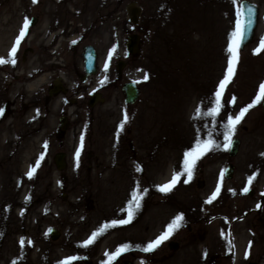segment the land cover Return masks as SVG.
Segmentation results:
<instances>
[{"label": "rangeland", "instance_id": "rangeland-1", "mask_svg": "<svg viewBox=\"0 0 264 264\" xmlns=\"http://www.w3.org/2000/svg\"><path fill=\"white\" fill-rule=\"evenodd\" d=\"M131 1L0 0L1 53L16 41L25 18L38 20L22 45L41 53L17 62L42 67V91L54 77V61L60 62L57 71L66 73L73 59L75 70L85 44L98 50L100 72L91 86L105 77L104 88L100 84L105 102L81 105V111L80 104L70 107L71 122L62 138L55 133V110L44 117L40 134L38 120L27 119L35 111L16 119L15 109L0 125V264H63L73 257V264H107L106 254L121 247L128 251L115 264H264L262 104L249 110L232 137L240 141L237 155L228 156L223 135L228 115L235 117L252 104L264 83V51L256 54L264 40V0H249L260 11L256 34L239 50L235 76L215 119L206 113L215 107V93L226 75L242 0H133L141 7L135 25L127 20ZM133 32L141 39L138 53L131 56L125 42ZM117 60L124 63L120 76ZM128 80L140 89L133 105L124 103L120 90ZM14 83L12 93H21ZM198 110L201 118H196ZM125 114L129 119L120 130ZM198 139H214L220 148L197 161L188 183L181 175L172 191H159L183 172L185 153ZM57 151L66 155L63 171L52 161ZM228 164L235 167L232 179L223 176L221 181ZM249 178H254L250 186ZM137 186L146 194L132 222L109 227L83 247L103 225L127 219ZM218 186L219 195L207 203ZM180 215L179 229L154 251H143ZM51 228L58 233L56 240L49 235ZM174 241L178 246L169 249Z\"/></svg>", "mask_w": 264, "mask_h": 264}, {"label": "flooded vegetation", "instance_id": "flooded-vegetation-1", "mask_svg": "<svg viewBox=\"0 0 264 264\" xmlns=\"http://www.w3.org/2000/svg\"><path fill=\"white\" fill-rule=\"evenodd\" d=\"M29 20L31 21L30 27L38 23L37 18L34 16H31ZM30 31L31 29H28L29 34L27 36L30 35ZM22 44L24 43L21 42L16 57V59L18 61L20 60V62L27 63L28 55L33 54V52L41 53L39 50L37 51L31 46L29 47L26 46V44ZM14 45L15 41L11 44L8 51L4 50L6 54L0 52V58H9V53ZM85 45H83V47ZM89 46H93L94 50H96L95 52L98 60V50L93 44ZM83 47L81 50L82 52L79 54L81 61L79 67L75 68L74 70L76 62L73 61V59H71L70 63L66 64L64 69H66L69 73H61L57 71V67L60 66V62L54 61V77L52 78L49 87L43 91L42 85L44 72L42 71L41 66L37 67V65H35L28 68L26 65L19 66L20 64L18 62H16L15 66L11 64L0 65V109L3 110V114L0 115V125L3 124L4 120L9 118L11 114L15 113V109L18 115L16 116V119L21 115H30L32 111H35V113H33V115L30 117L28 116L27 119L32 120L33 117L34 119L38 120L36 132L38 131L40 134V132L44 130V125H42L44 117L48 115L52 117L55 110L58 124L56 126L55 133L58 138H62L65 135V131L69 126V123L71 122L70 120L72 113L70 107L80 104L78 106V110L81 111V105L83 106L86 104L89 106V108H93L96 104L104 103L105 101L102 94L103 91L101 89L102 87L104 88L105 77L101 75L98 79V84L94 85L93 87L91 86V83H94V77H96L100 72L98 64L99 60L97 61L96 72L93 75L86 74L87 71H85L84 68L85 61L83 58ZM54 52H57L56 49ZM70 66L71 70L73 71L72 74H70ZM115 66L117 70V65ZM11 80H14V85L21 87V93H12L10 87L12 86ZM91 101L94 102L92 105H90ZM13 106L17 107L11 109ZM52 124L54 127V118ZM1 126L0 128H2ZM52 132L54 135V130ZM1 143L3 145V142ZM123 264L131 263L128 262V260H125Z\"/></svg>", "mask_w": 264, "mask_h": 264}, {"label": "snow or ice", "instance_id": "snow-or-ice-1", "mask_svg": "<svg viewBox=\"0 0 264 264\" xmlns=\"http://www.w3.org/2000/svg\"><path fill=\"white\" fill-rule=\"evenodd\" d=\"M33 2H36V0H33ZM233 3L236 4L237 0H233ZM253 16H254V9L252 6L240 3L237 7V21H236V31L232 33V41L230 42V45L227 49L229 53V63L228 68L226 70L225 78L221 81V83L218 86V91L215 93V107L210 111L207 112V116L213 117L215 119L220 112L222 111L224 105L222 102L223 93L226 90L227 86L232 82V78L235 76L236 73V66L239 63V50L240 46L243 43L244 39L247 36L248 30L251 27L253 23ZM31 25V21L28 18H25L24 24L22 26V29L19 33L18 38L15 41V45L12 47L9 58L4 59L0 58V65H6L11 64L15 66L17 62V52L21 45V42L25 39V37L29 34L28 29ZM115 51V49H113ZM261 51H264V40H261L260 47L256 49V54H259ZM111 59V57H109ZM107 70V68L105 69ZM149 79L148 74L146 73L144 75V81H147ZM139 83V81H137ZM264 102V83H262L259 86L258 95L254 98V101L252 104H249L248 106L242 108L238 115L233 117L231 114L228 115L227 123L224 125L225 131L223 133L226 143L224 145L225 150H228L233 145V139L232 137L235 135L237 127L240 125V123L243 121L245 115L249 112V110L253 107H255L257 104ZM231 103H235V97L232 98ZM3 114V110L0 109V115ZM196 118H201L199 110L197 112ZM128 115L125 114L123 123L120 124L119 129L123 130L124 125L128 122ZM119 135V133H117ZM47 147V145H45ZM81 148H83V136H81ZM220 145L215 142L214 139H206V140H197L195 147L191 150L185 153L184 156V162H183V172H178L173 175L172 180L159 187V191L161 192H170L172 189L176 186L178 181L180 180L181 175L187 176V179H185V183H188L191 180L192 172L196 166V163L198 160H200L203 156L207 155L210 152H213L216 149H219ZM43 159V156L40 157V160ZM79 159H80V151L78 150L76 152V163L77 167L79 166ZM39 167V161L37 162L36 166L32 167L31 170L28 172V178L31 179L33 175L36 172V169ZM137 171H140L138 168ZM224 174L221 173V181L223 180ZM254 178H249L248 184L249 186L252 183V180ZM249 190L248 187L244 189L245 192ZM220 193V187L218 186L216 189V192L212 195V197L207 201V203H211L213 200L216 199V197ZM144 194H146L145 191H140L139 187L137 186V190L134 192V194L131 196V201L128 204L127 207V219L122 221H113L111 225L105 224L100 229H98L96 232H94L91 237L84 242L83 247H89L93 243L96 242V240L102 236L109 227H115L117 224L126 225L130 224L132 220L135 218V215L137 211L141 207V202L143 200ZM183 216H177L173 222L168 226V229L165 233H163L160 237H158L155 241L149 243L143 251L151 252L154 251L157 247L160 246V244L168 239L171 234L179 229L182 226L183 222ZM21 247L25 245V241L22 239L20 242ZM30 243V242H29ZM126 251H128L127 247H121L117 249L115 253L106 254L108 255V262L107 264H115V261L123 255ZM76 257L71 258L68 261L63 262V264H73V262L76 260Z\"/></svg>", "mask_w": 264, "mask_h": 264}, {"label": "water", "instance_id": "water-1", "mask_svg": "<svg viewBox=\"0 0 264 264\" xmlns=\"http://www.w3.org/2000/svg\"><path fill=\"white\" fill-rule=\"evenodd\" d=\"M241 3L243 4H247L253 7L254 9V16H253V23L251 25V27L248 30L247 36L244 39L243 43L240 46V50L242 51L246 45L251 44L255 34H256V28L258 25V21H259V8L258 6L255 4H253L252 2H249V0H242ZM240 4V3H239ZM126 13H127V20L130 24H138L139 22V18H140V14H141V7H139L135 1H131L127 6H126ZM126 42H125V48L128 52L129 55L134 56V54H137L139 51V40L141 39L137 33H132L127 35L126 37ZM96 50H94L93 46H87L85 45L83 47V58H84V68L86 74L89 75H93L96 72ZM124 66V63L122 61L117 62V72L119 74V76L121 75V72L123 71L122 68ZM122 94L124 96V100H125V104H134L136 102V100L138 99L139 96V88L137 86L136 83L134 82H130V81H126L122 87ZM101 101V100H100ZM92 103H94L93 101H91L90 105H92ZM261 108L262 111L264 113V102L261 103ZM240 148V141L239 139L233 138V145L232 147L228 150V156L229 157H233L235 155H237L238 149ZM65 154L61 153V152H57L56 156H54L53 158V162L54 165H56V169L57 170H64L66 165L65 162ZM234 166L231 164L227 165V168H225L224 170V175L226 178L228 179H232V172L234 170ZM49 235L51 236L52 239H57L58 238V233L55 230V228H51L49 231ZM178 246V242L174 241L172 243H170V249H174V247ZM249 264H257V263H249Z\"/></svg>", "mask_w": 264, "mask_h": 264}]
</instances>
